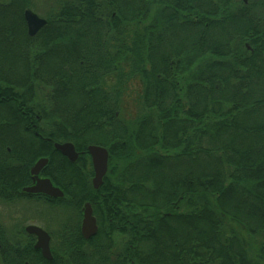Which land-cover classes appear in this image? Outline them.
<instances>
[{"label": "trees", "instance_id": "obj_1", "mask_svg": "<svg viewBox=\"0 0 264 264\" xmlns=\"http://www.w3.org/2000/svg\"><path fill=\"white\" fill-rule=\"evenodd\" d=\"M49 1L29 37L23 11L42 1L0 0V92L14 99L0 105V127L6 176L20 174L6 198L22 196L29 167L47 157L55 202L79 217L89 202L97 222L89 239L78 224L58 231L54 255L68 264L264 262V0ZM132 75L146 108L128 121ZM39 84L50 88L40 108L30 103ZM51 141L83 155L105 147L101 186L84 156L70 163Z\"/></svg>", "mask_w": 264, "mask_h": 264}, {"label": "rangeland", "instance_id": "obj_2", "mask_svg": "<svg viewBox=\"0 0 264 264\" xmlns=\"http://www.w3.org/2000/svg\"><path fill=\"white\" fill-rule=\"evenodd\" d=\"M41 1L42 5L38 4L32 11L39 17L44 18L43 15L47 12L49 6L53 4L49 0ZM127 68L125 67L124 69L125 73L128 70ZM2 71L4 70L0 68V73ZM5 72L2 74H6ZM123 80L125 81L120 104V114L123 119L129 121L140 117L145 112L144 109L146 107L142 102V79L138 75H132ZM49 91L50 88L48 86L37 85L34 97L30 101L31 105L35 104L38 108L49 105ZM12 132H15V130ZM0 216L2 217L0 220L3 223L7 240H26L23 229L28 224L33 223L42 226L50 234L53 249L56 248L54 245L58 231L74 223V213L71 212V209L67 210L61 207L51 208L43 203L27 200H19L12 204L6 203L2 209L0 206ZM261 264H264V262H261Z\"/></svg>", "mask_w": 264, "mask_h": 264}, {"label": "flooded vegetation", "instance_id": "obj_3", "mask_svg": "<svg viewBox=\"0 0 264 264\" xmlns=\"http://www.w3.org/2000/svg\"><path fill=\"white\" fill-rule=\"evenodd\" d=\"M244 2H246V0H244ZM7 100H14V99L6 98L5 96H2L1 92H0V105L5 104V102ZM20 114L24 115L25 112L22 111ZM30 124L32 126L31 129H33V134L34 135L38 136L43 141H50L49 137H46V136H43V135L39 134L34 129L35 128V124H33V122L30 121ZM2 126L3 127H0V206H1V209L3 208V206L6 203L12 204V203L17 202L19 200H27V201H35V202H38V203H43L46 206H49L51 208L52 207H61V208H66L67 210H70V207H69L68 203L60 204V203H56L55 202L56 199L62 198L63 195L61 197H51V196H48V195H45V194H41V193L25 192L23 190L24 187L32 186L36 182L33 179V175H31V173H30V168L32 166L29 167V170H28L29 175H28V178L26 180V183L19 187V191L22 194V196L13 197V198H10V199L6 198L5 195H6V190H7V187H6L7 179H12V182H14V183H16V182L20 183V174H19L18 170L16 168H14L12 176H9V177L6 176L5 155H6V151L7 152L10 151V148L8 146H6L7 132H6L5 128H4V123L2 124ZM63 142H65V141H63ZM51 146L53 147V142L52 141H51ZM54 150H56V149L54 148ZM75 151L77 153V157L73 161H70L66 156L61 154L59 151H57V152L59 153V155L61 157L65 158L70 163H75V162H77V160H78V158L80 156H84L86 162L90 165V168L92 170V176H93V168H92L91 158H90L88 152L86 151L87 154L83 155L82 154L83 151L79 152L76 149H75ZM44 158L47 159V157H44ZM47 162H48V159H47ZM47 162H46V164H47ZM46 164L40 169L37 177L40 178V179L48 178L53 186L58 187L62 191V188L60 187V185L56 184L50 177L43 175V169L46 166ZM92 176L90 177L91 187H92V183H91ZM8 187H9V185H8ZM92 189H94V188L92 187ZM16 190L17 189H15L14 191H16ZM94 190H97V189H94ZM14 191L10 190V192H14ZM84 203H86V202H84ZM84 203H83V205H84ZM83 205H82V207H83ZM90 206H91V204H90ZM82 207L80 209V217L74 210H71V212L74 213V224H78L79 231H80V224H81V219H82ZM91 209H92V206H91ZM92 214H93V211H92ZM1 218L2 217L0 216V219ZM95 220H96V218H95ZM0 225L3 226V223L1 222V220H0ZM28 225H35V226H38V227H40L41 229L44 230V228L42 226H39V225H36V224H33V223H30ZM96 225H97V222H96ZM25 227L23 229L24 230L23 233L26 235V240H20V239L19 240L18 239L0 240V264H68V262H67V256L68 255H65V256L64 255L63 256H60V255L59 256L58 255L55 256L54 255L55 254V250L52 248V245H51V236H50V234L47 231L46 232L50 236V239H49V251H50L51 257L49 259L45 258L41 254L40 248L35 247L36 237L34 235H32V234L26 233L25 232ZM59 243H60L59 240H56V243H55L54 246L58 245ZM5 253L11 254V255H3ZM64 253L66 254V253H68V251L65 250ZM117 254L118 253H116V255Z\"/></svg>", "mask_w": 264, "mask_h": 264}, {"label": "water", "instance_id": "obj_4", "mask_svg": "<svg viewBox=\"0 0 264 264\" xmlns=\"http://www.w3.org/2000/svg\"><path fill=\"white\" fill-rule=\"evenodd\" d=\"M23 19L26 26V32L29 37L34 36L45 24L46 20L39 17L30 9L23 11ZM53 147L61 154L66 156L70 161L75 160L77 153L74 145L71 142H54ZM86 151L88 152L92 168L93 176L91 178L92 187L98 189L103 181V177L107 171L108 151L105 147L95 144L87 145ZM46 158H39L30 168V173L36 181L34 185L24 187L25 192L41 193L51 197H61L62 191L52 185L48 178H38L37 175L40 169L46 164ZM25 232L32 234L36 237L35 247L40 248L41 254L49 259L51 257L49 251V234L35 225H28L25 227ZM97 232V225L95 217L92 214L91 206L88 202L84 203L82 207V219L80 224V234L84 239H89Z\"/></svg>", "mask_w": 264, "mask_h": 264}]
</instances>
